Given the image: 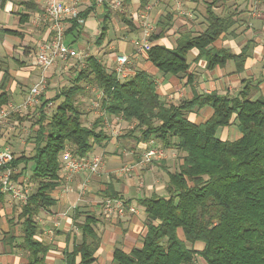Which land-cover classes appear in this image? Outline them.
Returning a JSON list of instances; mask_svg holds the SVG:
<instances>
[{"label": "trees", "instance_id": "1", "mask_svg": "<svg viewBox=\"0 0 264 264\" xmlns=\"http://www.w3.org/2000/svg\"><path fill=\"white\" fill-rule=\"evenodd\" d=\"M140 1L141 8L148 3V0ZM218 1L205 2L207 25L199 34L180 32L173 48L151 42L146 54L161 73L185 74L189 82L192 75L187 73L186 56L192 48L199 51L197 58L205 59L207 69L223 66L229 59L234 61L237 72L243 69L245 50L233 54L229 49L213 46V42L236 23L234 15L220 16L213 11ZM102 5L105 15L95 39L98 47L107 37V23L113 12L107 3ZM91 10L92 7L86 8L66 20L65 39L71 38V43L77 40ZM113 13L132 25L125 13ZM27 19L28 15H24L20 21ZM170 23V19H160L159 31L152 32L150 41L159 38ZM2 33L16 32L2 27ZM2 71L0 108L9 100L5 89L9 75L6 69ZM93 88L102 91L100 108L106 115L120 116L134 123L140 140L152 138L164 149H174L181 159L172 172L162 165L167 173L166 195L139 200L147 217L142 245L128 253L115 248L114 264H198L200 258L206 264H264V96L250 100L243 88L235 97L210 92L171 103L157 94L155 78L146 71L137 69L120 80L115 70H108L94 54H87L71 84L51 98L57 102L50 115L44 110L50 99L38 106V118L27 136L33 152L29 155L12 151L13 159L8 164L12 171L10 179L24 175L29 168V178L35 187L29 191L25 203L17 201L15 215L9 218L10 229L3 233L4 244L12 247L18 243L27 251L26 264H47L48 246L36 237L35 217L42 209L55 204L51 193L62 182L59 176L61 154L69 149L74 156H86L95 143L110 137L103 128V116L98 115L88 126L83 122L82 98L88 90L93 93ZM206 105L213 109L206 121L196 124L188 119L189 110ZM14 118L21 122L26 115L16 114ZM230 123L236 124L241 136L231 141L220 139L218 129ZM3 169L0 166V171ZM102 196L103 199L119 198L129 204L110 186ZM3 197L1 192L0 200ZM96 223L94 214L84 216L77 226L81 230V241L65 252L63 264H76L77 256L79 264H91L95 260L100 241ZM16 224L20 225L19 236L12 232ZM195 242H202L203 248L196 250Z\"/></svg>", "mask_w": 264, "mask_h": 264}, {"label": "crops", "instance_id": "2", "mask_svg": "<svg viewBox=\"0 0 264 264\" xmlns=\"http://www.w3.org/2000/svg\"><path fill=\"white\" fill-rule=\"evenodd\" d=\"M155 1L148 0L147 3L152 5L149 18L155 23L153 32L159 31L157 22L160 19H170L171 23L159 38L151 41L152 43L173 48L180 32L187 30L196 35L206 28L205 2L210 0ZM120 2V8L116 9L107 4L113 12L125 13V18L131 20L132 25H128L112 12L107 23V37L101 46H96L95 39L100 33L105 8L94 0H86L80 5V11L89 7H92V10L83 21L77 40L71 43V38H66V42H70L78 51L98 55L108 70L114 69L116 53L126 54L129 57V75L137 69L153 75L157 94L167 102L178 103L182 99L192 98L195 94L210 92L235 97L243 88L247 90L250 100L264 96V0H219L212 7L216 14L234 15L236 19V23L223 32L213 42V46L229 49L233 54L245 50L244 66L240 72H237L234 61L229 59L223 66L207 69L205 59L197 58L199 51L192 48L186 56L189 63L187 73L192 75L189 82L185 74L161 73L149 61L146 52H139L136 49L132 39L139 35L140 24L131 15L141 9V1L120 0ZM44 6L45 0H0V28L12 29L16 32L0 34V80L3 69H6L9 75L5 84V89L9 93L7 103H19L39 76L35 53L37 44L48 36V31L43 24H34L33 19L43 11ZM24 15H28V19L21 22ZM71 60L68 68L73 69L75 76L82 67L77 68V61ZM58 66L59 63L47 72L50 85L55 84L54 73ZM48 92L50 93V91L46 93ZM212 113V107L206 105L189 110L187 117L191 122L199 124L206 121ZM3 123L0 124L2 139L8 136L6 130L1 127ZM217 135L222 140L231 141L239 138L241 133L235 123H230L219 128ZM2 139L0 138V142L7 144ZM128 140H121L112 134L108 140L94 144L89 154L100 155L102 162L98 172L87 180V188L83 194L78 192L77 187L78 183L84 180L85 173H75L72 180L67 181L65 172L60 171L62 182L51 193L55 198V204L42 209L35 217L36 237L48 246L45 254L47 264H63L65 252L80 243L81 230L77 226L86 214H94L97 217L95 230L100 237L95 260L91 264H114L112 257L115 248L128 253L132 248L142 245L147 217L139 200L151 195H166L167 173L162 165H166L172 172L178 168L181 159L178 158L177 152L168 149L169 153L165 158L163 157L164 159L153 161L152 164L145 163L143 154L151 145L150 139L144 141L134 137L130 140L132 143ZM122 165H133V168L127 174H116V170ZM16 172L18 173L17 170ZM24 177L18 175L15 181L23 183ZM107 186L117 191L125 201H129L128 206L133 207L135 212L126 210L123 216L104 213L100 201L103 199L102 192ZM2 193L4 197L0 200V264H26L27 251L18 243L10 247L3 242V233L10 229L9 218L15 214L13 205L8 203L11 202L8 199L9 194ZM12 232L15 236H19L20 225H14ZM203 246L202 242H195L193 245L196 250H201ZM79 261L80 257L77 256L76 264H79ZM198 264L206 263L200 258Z\"/></svg>", "mask_w": 264, "mask_h": 264}, {"label": "built area", "instance_id": "3", "mask_svg": "<svg viewBox=\"0 0 264 264\" xmlns=\"http://www.w3.org/2000/svg\"><path fill=\"white\" fill-rule=\"evenodd\" d=\"M86 0H45L43 11L34 17V24H43L48 31V36L41 39L37 44L35 53L36 66L40 74L36 81L31 85L23 99L19 103H7L0 108V124L10 115L16 112H22L32 105L37 104L41 91L48 86L47 72L53 66L59 63L55 70V83H57L64 73L68 74L69 60L77 61V68L83 67L84 59L87 56L85 51H78L72 45L68 44L65 39L66 20L76 17L80 11V5ZM97 4L109 3L112 8H120V0H94ZM156 0L155 2H157ZM154 2V3H155ZM152 5H145L131 16L136 18L140 24V33L132 39V42L139 52H146L151 45L150 36L155 29V23L149 18V11ZM61 63V65H60ZM129 57L123 53H116L114 56V70L120 80L129 76ZM96 93V101L93 102L97 108V114L103 116L104 122L107 123L106 114L100 108V98L102 91L93 88ZM151 145L143 154V162L149 163L152 160H160L164 157L163 150L154 146V141L150 139ZM13 159V152L9 146L0 142V166L4 169L0 171V192H7L9 195L20 203H25L29 195L26 187L17 185L10 179L11 169L9 163ZM62 171L65 172L67 181L72 180L75 173H85L84 180L78 183V192L84 193L87 188V180L91 175L98 172L102 158L100 155H86L83 157L74 156L69 149H65L61 154ZM133 165H122L116 170V174L123 175L131 171ZM101 209L106 214L123 216L126 210L135 212L131 206H127L122 199L105 198L100 201Z\"/></svg>", "mask_w": 264, "mask_h": 264}, {"label": "rangeland", "instance_id": "4", "mask_svg": "<svg viewBox=\"0 0 264 264\" xmlns=\"http://www.w3.org/2000/svg\"><path fill=\"white\" fill-rule=\"evenodd\" d=\"M94 18V17H93ZM88 53H91V51H88ZM97 57H99L97 55ZM70 62L72 60H69ZM61 65V63H60ZM39 71V69H38ZM71 72H69L68 74L64 73L62 75V77L60 78V80L53 84L50 85V83H48L47 88L43 89L41 91L40 96L42 95V99H40V96L38 97V101L37 104L30 106L29 108L23 110L22 112H16V114H18L19 116H23L26 118L23 121H19L18 119H14V114L8 116L3 122V124L1 125L2 128H4L6 136L7 137H1L2 132L0 133V138L7 144V146L10 147V149L13 152H25L27 154H31L33 152V145L32 143L27 140V136H29V133L31 131V125L32 123L38 118V106L40 105V103L43 100L46 99H50L49 102H47L44 110L46 111V113L48 115H50L52 113V111L55 109L56 106V102L52 101L51 98L60 91L61 88L63 87H67L71 84V81L73 79V69L71 70ZM40 74V71H39ZM153 76V75H152ZM38 78V77H37ZM93 87V86H91ZM90 87V89H91ZM47 91H50V93L48 92V94L46 93ZM96 93L95 92H90L89 90L86 92V95L82 98V101L84 103L83 107H84V116H83V122L85 125H90L93 120L98 117L97 114V108H95V106L93 105V102L96 101ZM13 117V118H12ZM107 117V123H103V128L104 130L109 134V135H116V137H119L122 139H129V143H132V141H130L132 138L136 137L139 138V130H136L134 128H132L134 126V124H129L128 122L125 123L124 119L121 118L120 116L117 117H113V116H109L106 115ZM132 125V126H131ZM128 126V127H127ZM11 141V142H10ZM154 146H157L158 148H160L161 150H163L164 153V158L167 156V153H169L168 149H164L163 147H161V145L159 144V142L155 141ZM172 151H174L176 153V151L174 149H172ZM163 158V159H164ZM179 158V157H178ZM153 161H159V160H152L151 162H149V164L153 163ZM177 164V162H176ZM175 164V166H177ZM15 172V170L13 171ZM30 173V169L28 168L26 173L24 174V182H19L17 183V181H14L15 184L17 185H21L23 187V185L25 184V187L30 191H32L35 187V185L33 184V182L30 180L29 178V174ZM11 176V175H10ZM8 199L11 202H8L10 205H13L14 207V212H15V206L17 205V201H15L11 196L8 195Z\"/></svg>", "mask_w": 264, "mask_h": 264}]
</instances>
